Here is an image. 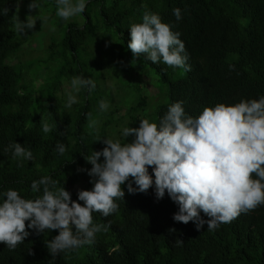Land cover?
I'll list each match as a JSON object with an SVG mask.
<instances>
[{"label":"trees","instance_id":"trees-1","mask_svg":"<svg viewBox=\"0 0 264 264\" xmlns=\"http://www.w3.org/2000/svg\"><path fill=\"white\" fill-rule=\"evenodd\" d=\"M21 1L0 0V203L9 189L17 190L25 199L40 198L43 185L34 192L31 184L51 176L58 181L57 188L64 187L73 201L83 204L77 200V193L91 190L94 180L74 189L91 168L86 158L93 151H101L105 147L102 141L112 132H118L121 143L132 142V136L126 141L121 139L123 128H138L143 117L150 118L148 112V116L139 114L148 104L138 82L128 81L135 97L116 118L113 114L122 103L108 104L104 112L99 107L101 100L113 102L107 87L96 85L91 92L81 88L78 102L67 107L68 98L61 97L60 85L75 77L86 78L78 57L67 59L65 55H74L87 39L100 52L103 42L114 38L125 57H133L127 46L130 27L142 23L146 11L158 14L161 22L180 33L188 56L186 63L191 66V71L185 72L162 62L153 64L144 54L136 58L165 86L166 101L153 110V123L158 124L177 101H182L185 113L195 118L206 106L233 105L242 99L264 96V0H86L81 23L69 22L58 42L44 45L49 54L46 61L62 58L55 78L38 73L27 80L23 72L14 69L15 61L8 62L15 60L13 52L24 40L17 38L13 29L12 14ZM5 7L9 9L7 15L2 14ZM176 8L181 10L179 21L173 15ZM68 62L73 65L67 68ZM36 63L31 61L25 68ZM121 73L128 75L129 70L120 72V78ZM36 79L39 83L34 86ZM40 92L45 94L44 102L38 100L42 98ZM72 92L77 95L73 87ZM33 94H38L37 99ZM90 108L100 111L94 128L87 124ZM118 121L122 124L120 130L115 128ZM45 122L54 125L49 133L43 132ZM98 137L101 140L95 141ZM14 142L32 151L31 161L13 156L9 145ZM61 143L66 147L63 155L56 150ZM128 183L137 187L131 177L121 185L125 195L123 200L115 201L119 206L115 213L108 217L92 213L94 223L111 225L109 231L96 234L93 245L53 257L47 244L58 230L38 233L26 228L29 235L14 250L0 243V264H264V205L214 230L207 229V223L197 230L192 221L184 224L173 220L178 206L167 192L157 200L153 184L146 193L130 194ZM200 215L205 221L210 219L203 212Z\"/></svg>","mask_w":264,"mask_h":264},{"label":"clouds","instance_id":"clouds-1","mask_svg":"<svg viewBox=\"0 0 264 264\" xmlns=\"http://www.w3.org/2000/svg\"><path fill=\"white\" fill-rule=\"evenodd\" d=\"M56 4V14L63 20L82 14L86 8V0H56ZM40 7L37 0L28 5L29 11ZM8 12L7 7L3 8V15ZM173 15L177 21L182 19L179 8L173 9ZM37 20V16L28 15L20 21L16 16L15 29L26 34ZM179 37L180 33L161 22L158 14L146 11L142 23L131 25L127 46L134 58L144 54L153 64L162 62L188 72L191 66L186 63L185 44ZM71 84L77 93L84 87L91 92L96 86L91 78L84 77L73 78ZM76 102V97L69 95L66 106ZM182 105V101L171 104L158 124L142 119L138 128L124 127L121 139L134 137L130 143L104 139L105 147L86 158L91 164L87 174L95 179L90 181L91 190L77 193V200L83 204L73 201L64 187L57 188L58 181L51 176L32 182L34 192L43 185L42 196L35 200L22 198L17 190L9 189L0 203V243L14 250L29 235L27 228L38 233L58 230L47 244L53 257L93 245L96 234L109 231L111 225L94 223L92 213L103 217L115 213L119 207L115 201L123 200L125 195L121 185L129 177L137 187L128 183V193H146L154 184L157 200L167 192L178 206L173 220L184 224L192 221L197 230L205 223L207 229L214 230L264 205V96L242 99L233 105L206 106L195 118L187 115ZM99 107L105 111L109 105L101 100ZM96 123L90 118L88 127L94 128ZM53 127L45 122L43 132L49 133ZM100 140L98 137L95 141ZM9 148L14 157L32 160V151L21 144L14 142ZM56 150L63 155L66 147L61 143ZM101 156L103 162H99ZM201 212L210 219H202Z\"/></svg>","mask_w":264,"mask_h":264},{"label":"rangeland","instance_id":"rangeland-1","mask_svg":"<svg viewBox=\"0 0 264 264\" xmlns=\"http://www.w3.org/2000/svg\"><path fill=\"white\" fill-rule=\"evenodd\" d=\"M73 2H75V0H73ZM29 3H31V0H22L12 14L14 21L13 29L15 33H18L15 29L16 16L20 21H24L28 15L37 16L40 21H36L35 27L30 34H27L28 30H26V34L22 35L18 33V35H16L17 38L20 39V37H23L24 40L16 51L13 52L15 60L8 59V62L13 63L15 61L13 63L14 69L19 73L23 72V79L25 80L32 79L38 73L44 75V78L53 79L56 76L55 74L62 58L60 56L59 58L53 57L48 58L46 61L45 57L49 54L45 50L44 45H46V42L48 43L50 41L53 43L58 42L62 37L64 27H66L69 22L80 24L82 19L80 14L69 20H63L58 17L56 14L57 4L56 2L52 3V0H37V3H39L41 7L31 11H29L28 8ZM106 41L107 42H103L104 47L98 52L94 45L95 43L93 41L90 42V40L87 39L85 43L81 46L79 45L75 49V57L73 54L69 55V52L65 56H67V59L78 57V61L85 67L84 71L87 75L86 78H91L95 82V85H99L101 89L104 88V86L108 88L107 92L111 94L113 99V102L107 100L110 107L117 105L118 102L122 103V108L113 114L114 118L123 114L125 108L124 105L130 103L135 97L133 89H131L128 81L133 84L138 82L140 85V92H143L144 97H147L146 102L148 104L146 108L143 109V113H141V111L139 114L148 116L149 113L150 118L143 117V119H148L149 122H152L153 110L156 106L163 104L166 101L164 84H161L156 79V76L152 73L151 69L140 65L138 59L133 57L129 59L126 58L123 50L119 48L117 45L118 43L115 42L114 38L107 39ZM34 60H37L36 64L25 68V64ZM53 62L56 64L51 65ZM68 63L65 65L67 68L73 65L72 62ZM127 70H129L128 75L121 73V78L123 77L121 79L120 72H126ZM39 79L35 80L34 86L39 83ZM60 88L61 97L67 99L71 94V81L63 82L60 85ZM40 94L42 95V98L38 100L44 102L45 94L44 92H40ZM76 94L77 95L72 92L71 95L76 96L78 102L79 94L77 92ZM37 96L33 94V97L36 99ZM99 112L95 108H90L89 114H91V116H87L88 125L90 118L95 120L98 117ZM102 115L100 117H102ZM126 120L127 118L124 117L123 121ZM121 126L122 124L118 121L115 128L120 130ZM106 139L117 140L120 138H118V132L115 131L110 133ZM94 179L95 178L90 177L89 175H85V177H83L78 183V186H75L74 190L76 191L79 187H83L87 180Z\"/></svg>","mask_w":264,"mask_h":264}]
</instances>
